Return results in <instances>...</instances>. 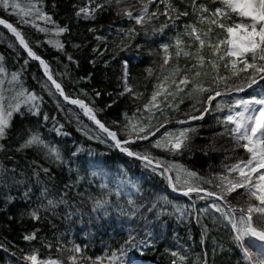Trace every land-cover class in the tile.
I'll list each match as a JSON object with an SVG mask.
<instances>
[{
  "label": "trees",
  "instance_id": "trees-1",
  "mask_svg": "<svg viewBox=\"0 0 264 264\" xmlns=\"http://www.w3.org/2000/svg\"><path fill=\"white\" fill-rule=\"evenodd\" d=\"M19 2L26 3L27 0ZM84 2L44 0V10L70 29L59 37L54 32L40 33L30 25L18 24L19 17L9 14L11 9L5 12L0 8V18L22 30L33 50L49 64L54 78L62 83L66 94L89 103L96 109L97 118L111 131L117 132L118 138H128L126 133L130 127L125 126L130 121L147 122L145 117L149 113L144 111L143 105L153 91L156 76L160 74L163 55L160 45L170 42V38L182 31V25L192 17L176 21L175 27L164 29L162 33H153L152 27L159 28L167 20L160 16L148 26L147 35L137 25V33L128 36L125 32L135 22L118 16L116 4L98 10L94 19L77 18V6H83ZM127 3H135V0H127ZM160 8L162 10L163 5ZM41 26H44L42 22ZM49 39H59L65 45L64 50L47 43ZM0 55L5 57L3 63L8 71L20 72L24 86L42 97L37 101L40 115H17L11 136L0 141L5 143V150L0 152V169H15L14 176L11 171L8 173L13 178L6 184H0V264H28L23 257L33 249L39 250L42 259L64 258L67 251L61 254L57 247L66 245L70 248L73 244L79 245L83 255L91 258L83 264L111 263L113 257L128 259L130 256L155 264H172L179 256L185 257L180 264H247L233 242L231 225L213 209L200 211L213 202L224 205V201L209 197L205 192H192L185 196L182 192L187 186L183 183L177 184V190H171L168 176H172L174 181L176 168L162 175L163 169L154 171L153 166L146 167L145 162L120 152L108 135L79 107L64 101L55 92L39 61L28 57L16 38L2 25ZM125 62L128 84L135 93H143L138 99L128 93L120 95L124 90ZM184 63L181 58L180 65ZM148 69L153 70L152 75ZM229 84L232 90L228 91L221 84L219 90L222 94L211 105L202 102L208 95L204 93L181 97L179 100L183 102L177 103L178 109L163 107V114L153 110V130L161 123L164 127L148 140H136L133 150L150 153L153 158L162 160L165 166L182 165L189 171H195L202 179H194L191 183L208 192L219 193L217 174L225 173L224 165L233 163L236 155L246 154L242 149L232 152L231 138L227 134L218 135L224 132V126L218 121L232 105L236 86L244 89L241 95L249 96L258 95L264 89V81H260L256 88L254 85L248 88L243 78ZM205 87H215L211 76L205 80ZM5 88H8L7 84ZM96 92L101 95L97 96ZM8 95L10 93L5 91V96ZM217 104L223 111L216 109ZM205 107L209 111L204 113L203 119H189L200 115ZM138 108L140 112H137ZM44 114L49 117L47 121L43 119ZM178 120L186 123H177ZM60 125H63L61 132L66 135L51 131L53 126L59 128ZM189 127L195 131L189 133L188 149L174 153L152 146V142L161 139L166 131L178 133ZM26 129L39 130L43 138L61 150L65 163L46 159L35 148L17 151ZM132 138L135 139V134ZM34 168L39 172L38 176L33 175ZM41 168H47L49 172L46 174ZM207 180H212V183H206ZM28 188H31V193L30 199L26 200L23 193ZM45 188L48 190L47 198L41 196ZM235 195L227 197L233 206L245 203L246 197L234 198ZM200 196L205 198L200 199ZM61 198L65 202L54 209L41 207L47 205L48 199L59 201ZM97 201L107 203L98 207ZM36 208L40 209L38 220L29 215ZM180 209H183V215ZM33 232H36L37 239L24 240L25 235ZM255 243L259 244L258 241ZM173 252L178 256L174 257ZM97 258H100L99 262Z\"/></svg>",
  "mask_w": 264,
  "mask_h": 264
},
{
  "label": "snow or ice",
  "instance_id": "snow-or-ice-1",
  "mask_svg": "<svg viewBox=\"0 0 264 264\" xmlns=\"http://www.w3.org/2000/svg\"><path fill=\"white\" fill-rule=\"evenodd\" d=\"M44 0H27L21 3L19 0H0V8L10 15L19 17L17 21L20 25H30L40 33H53L56 37L70 31L67 25H61L53 16L43 8ZM118 6L117 15L126 17L134 21V25L125 30L126 35L132 36L137 33L138 25L140 29L148 34V26L153 20H158L164 16L167 20L159 28L152 27L151 32L162 33L164 29L175 27L176 21L184 17L192 19L182 25V31H178L170 38V42L162 43V63H160V74L156 76V83L153 85V91L148 101L143 105L145 112L149 113L145 117L146 123H131L125 127H130L126 133L128 138H118L117 132L111 131L104 123L97 118L96 109L86 103L83 99L72 98L66 94L62 83L54 78L49 64L42 59L30 45L28 39L22 30L7 19L0 18V25L7 29L18 41L19 45L26 51L27 56L33 60L39 61L43 67L47 81L55 88V92L63 98L64 101L78 106L91 121H93L108 137L114 142V147L120 152L126 153L129 157H135L143 162L145 166H153V170L163 169L161 174L169 172L171 168L177 169L175 180L168 176V180L173 188L177 190V184L186 185L184 195L188 196L192 192H205L209 197H215L216 200L224 201V205L213 202L208 205L207 209L200 211L206 212L213 209L220 213L224 220L231 225L233 231V242L247 264H264V89H261L258 95L250 99H240L234 102L236 109L243 107V111H232L229 108V114L225 115L218 122L224 126V132L218 135L227 134L232 142V152L242 149L246 155H236L234 162L225 164V173L217 174L219 183L217 188L221 191L208 192L207 190L191 183L194 179H202L195 171H189L182 165L169 164L165 166L159 158H153L150 153H139L133 150L132 145L136 140H148L150 136H156L160 128L164 127L161 123L153 130L151 117L155 111L163 114V108L178 109L179 104H174L177 96L183 93L186 96L194 94L208 93L203 97L202 102L211 105L212 101L222 93L219 90L223 84L228 91L232 88L230 81L234 83L236 79L243 78L248 88L258 85L264 81V0H135V3H127V0H85L83 6H77L75 16L77 18L94 19L98 10H104L105 6L112 4ZM184 7L181 8L180 5ZM124 5L123 7H120ZM139 5V7H137ZM163 5L161 10L160 6ZM190 9V10H189ZM41 22L44 26H41ZM89 31H95L89 29ZM97 39H102L97 37ZM47 43L53 45L58 50L63 51L65 45L59 40L49 39ZM79 47V45H75ZM95 51V49H94ZM183 58L184 65H180ZM71 61L72 57L69 55ZM5 57L0 55V141H6L13 132L15 127L14 121L17 115L25 116L28 113L40 115L39 104L42 97L27 89L21 79V73L18 71L9 72L4 66ZM174 61V63H172ZM28 63L27 60L24 61ZM149 75L153 74L152 69L147 70ZM211 76L215 87H205V80ZM123 92L120 95L128 93L137 99L143 96V93H135L133 87L128 84L127 62L124 63V74L122 76ZM8 88H5V85ZM45 88L48 85L45 84ZM240 86L235 87V91H243ZM5 91L10 95L5 96ZM51 94V92H50ZM96 95H101L96 92ZM162 97V99H158ZM171 98V99H170ZM183 100H180L182 103ZM58 107L59 102H58ZM259 106V107H255ZM216 109L223 111L220 104ZM197 111H200L197 109ZM209 111L205 107L200 115L190 116V120H201L204 113ZM140 112V109H137ZM246 113H253L246 115ZM43 119L47 121L49 117L44 114ZM54 119V118H53ZM177 123L184 124L186 121L178 120ZM228 125L233 127L229 128ZM53 126L51 131L57 134L62 133L61 129ZM195 131L192 128H184L178 133L165 132L161 139L152 142L155 148H162L166 151L180 153L189 148L191 137L189 133ZM135 134V139L132 135ZM92 138V137H89ZM22 143L16 149L21 151L27 148H35L36 151L42 152L46 159L53 162L65 163L61 150L50 141L42 137L37 129H26L21 136ZM5 150V143H0V152ZM75 155V153H73ZM231 159V157H226ZM44 173L49 169L41 168ZM9 171L15 174V169H0V184H6L10 177ZM183 174V175H181ZM33 175L38 176L39 172L34 168ZM95 175V173H94ZM20 183V181H16ZM212 183V180L205 181ZM31 188L24 193L26 200L30 199ZM48 190L43 189L41 196L47 198ZM235 193L234 198L246 197L244 204L233 206L228 196ZM200 196V199H204ZM63 198L59 201L52 199L47 200V205H41L46 210L54 209L59 203H64ZM131 203V201H129ZM107 201H97L98 207H102ZM39 208L32 210L29 215L35 219H40ZM181 215L184 214L180 209ZM207 229V226H205ZM24 240L33 241L37 239L36 232L25 235ZM258 241L259 244L255 242ZM51 248V244L48 245ZM257 249L253 251V249ZM67 251L68 255L64 258H47L42 259L39 256V250L33 249L30 254H25L23 259L28 264H83L85 260L91 258L83 255V249L79 245L73 244L72 247L60 245L57 252L63 254ZM174 257L178 253L173 252ZM185 257L179 256L178 260H173L172 264H180ZM100 258H97V262Z\"/></svg>",
  "mask_w": 264,
  "mask_h": 264
},
{
  "label": "rangeland",
  "instance_id": "rangeland-1",
  "mask_svg": "<svg viewBox=\"0 0 264 264\" xmlns=\"http://www.w3.org/2000/svg\"><path fill=\"white\" fill-rule=\"evenodd\" d=\"M204 80H207V78H202ZM254 87L256 88V85H254ZM196 94L192 95V96H195ZM181 97H186V95H184L183 93H181L179 96H177L176 100L173 101L174 104H177L180 100ZM252 96H249V95H241V91H235V94L232 95V99H233V102H232V105L230 106V108H232V111L235 112V111H243V107L241 106V108L239 109H236L234 107V102L236 100H240V99H250ZM158 99H162V97L158 98ZM171 99V98H170ZM163 108V105L161 106ZM255 107H259V106H255ZM82 111V110H81ZM83 113V111H82ZM84 114V113H83ZM227 114H229V110L227 112ZM226 114V115H227ZM249 114H253V113H246V115H249ZM254 115V114H253ZM87 117V116H86ZM233 127V126H232ZM171 190L172 187L170 188ZM184 194V192H182ZM47 259V258H46ZM92 264H155V263H150V262H146V261H143L142 259H140L139 257L137 256H130L128 259H125L123 257H113V259L111 260V263H92Z\"/></svg>",
  "mask_w": 264,
  "mask_h": 264
},
{
  "label": "water",
  "instance_id": "water-1",
  "mask_svg": "<svg viewBox=\"0 0 264 264\" xmlns=\"http://www.w3.org/2000/svg\"><path fill=\"white\" fill-rule=\"evenodd\" d=\"M41 66V65H40ZM41 68H42V70H43V67L41 66ZM43 72H44V70H43ZM78 107V106H77ZM88 118V117H87ZM95 124V123H94ZM96 125V124H95ZM97 126V125H96ZM110 138V137H109ZM111 139V138H110Z\"/></svg>",
  "mask_w": 264,
  "mask_h": 264
}]
</instances>
